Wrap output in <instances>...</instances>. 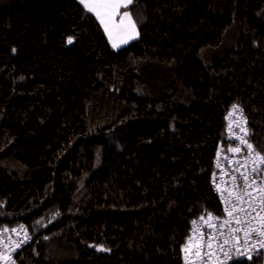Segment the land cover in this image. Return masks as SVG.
<instances>
[{
    "label": "trees",
    "instance_id": "1",
    "mask_svg": "<svg viewBox=\"0 0 264 264\" xmlns=\"http://www.w3.org/2000/svg\"><path fill=\"white\" fill-rule=\"evenodd\" d=\"M125 10L139 33L113 48L79 0H0V226L28 228L20 264H184L192 220L219 212L233 104L264 154V0Z\"/></svg>",
    "mask_w": 264,
    "mask_h": 264
},
{
    "label": "snow or ice",
    "instance_id": "2",
    "mask_svg": "<svg viewBox=\"0 0 264 264\" xmlns=\"http://www.w3.org/2000/svg\"><path fill=\"white\" fill-rule=\"evenodd\" d=\"M133 2L134 0H79V3L84 7L86 12L95 15L96 19L104 28L105 33L108 35L110 42H112L113 48H117L121 44H126L129 40L135 39L136 36H138L136 22L131 12L127 10L123 12L120 11L121 9H128ZM118 16L119 19L117 20ZM72 42V38L69 37L68 43L71 44ZM237 110L242 114V110L239 109V106L233 104L232 109L225 117L226 121H229V132L232 131V124L237 123L231 120V117ZM240 131L244 133L243 136H236L232 133L230 137V139L235 138L239 143L235 147L229 145L227 148V151L231 153H240L242 151L240 145H244L248 150L247 156L244 158V163L240 164L239 161H236L235 163L239 165V167L232 170L234 173H239V176H231V190L227 188L221 190L219 185H217V191L221 193V200L224 203L223 214L221 216H214L213 213L206 211L204 215L199 217V220L203 221L204 226H207L210 231H202V226H198L197 221H192L193 228L191 234L182 247L185 264H198V261L199 264H210L211 257L215 254L211 250L215 247L223 251L225 245L232 243L239 244L240 236L238 234L240 232L244 234L245 245H248L249 240L252 239L253 234H255L260 237V239L256 240V244L259 245L260 249H264V216L261 215V212H264V179L257 185V178L264 177V154L255 151L254 146L245 138L248 135L246 128L241 126ZM220 151H223V149ZM220 151L217 152L218 160ZM225 159H227V157H225ZM249 159H251L253 165L250 172H241V167L247 168ZM228 162L230 164L233 163L231 160ZM217 167H221L219 163H217ZM224 174L227 173H223L222 170V175ZM215 175L216 174L213 173L214 183ZM251 188H255L256 192L259 194L261 204L260 211H256V208L253 207V201L256 200L257 197L253 196L252 192L249 191ZM224 192H227L226 196ZM245 204L248 205L247 208L243 206ZM253 212H255L254 216L252 215ZM55 215H59V213L57 212ZM205 217H207V219H205ZM257 220L259 221V226L253 227V221ZM39 223L40 221H37V224ZM233 224L236 226L233 227ZM19 230L24 231V239L23 241L13 242L15 245L13 251L19 249L24 242L30 239L24 225H20ZM9 231L15 233L18 229H8L7 227L0 229V264H8V261L11 260V254H5L3 250L5 248L4 233ZM221 238H223L222 243H220ZM205 248L209 249V251L204 252ZM98 250L106 251L107 249L99 246ZM237 250L239 251V249ZM257 251H259V249ZM205 256H208L209 259L205 260ZM225 256L230 258L228 252H225ZM248 258L251 259V257ZM220 264H223V262H220Z\"/></svg>",
    "mask_w": 264,
    "mask_h": 264
},
{
    "label": "built area",
    "instance_id": "3",
    "mask_svg": "<svg viewBox=\"0 0 264 264\" xmlns=\"http://www.w3.org/2000/svg\"><path fill=\"white\" fill-rule=\"evenodd\" d=\"M231 109H232V107L229 109V111ZM231 120L236 121L237 123L232 124V131L229 132V130H228L229 121H227L226 136L228 137V140H232L231 146L234 144L233 147H235L239 143V141L236 140L235 138L230 139V137L232 136V133H234L236 136H243L244 133L240 131V127L242 126V127L247 129V125L243 121V119L241 117V113L239 110H237L234 113V115L231 117ZM245 138L251 143V141L248 139L247 136ZM240 147L242 149V151L240 153L228 152L227 151L228 146L227 147L219 146L217 148V151L215 152L213 164H214V173L216 175H215V183L213 182V176H212L211 185H212V190L215 192L216 197L218 199L219 212L213 213L214 216H221L223 214V208H224V203L221 200V193L217 191V185H219L221 190H223L225 188L231 190V187H232L231 176L232 175L239 176V173H234L232 171L234 168L239 167V165H237L235 162L239 161L240 164H243L244 158H245V156H247V153H248L247 148L244 145H240ZM221 149H223V151H220ZM254 149H255V151L259 152L256 148H254ZM218 151H220L219 160L217 158V152ZM225 157H227V159H225ZM229 160L233 161V163L230 164L228 162ZM217 163H219L221 167L218 168ZM252 166L253 165L251 163V159H249L247 168L241 167L240 171L241 172H250ZM222 170H223V173H227V174L222 175ZM262 179H264V177H258L257 178V185H259L261 183ZM249 191L252 192L253 196L257 197V199L253 201V207L256 208V211H260L261 204H260V200H259V194L256 192L255 188H251V189H249ZM224 195L226 196L227 192H224ZM243 206L245 208L248 207L247 204H245ZM204 214L205 213L198 215L192 221H194V220L197 221L198 226H202V231L208 232V231H210V229H208L207 226H204L203 221L199 220V217L201 215H204ZM241 215H243V214H241ZM252 215L254 216L255 212H253ZM261 215L264 216V212H261ZM205 219H207V217H205ZM20 225H24V224L17 222V223L5 224V225L0 226V229H3L4 227H7L8 229H12V228L18 229V231L15 233H13L11 231L4 233L5 248L3 250H4L5 254H11V260L8 261V264H13V262H14V264H20L19 261L17 260V255L31 240L30 232H29L28 228L24 225L28 231L30 239L27 240L26 242H24L19 249H16L15 251H13V249L15 248V245L13 242L23 241V239H24V231L19 230ZM235 226L236 225L233 224V227H235ZM258 226H259V221L258 220L253 221V227H258ZM192 228H193V224L191 222L190 226L188 228V231H187L186 240L189 237V235L191 234ZM197 235H198V233H197ZM238 235L240 236V243L239 244L232 243L229 245H225L223 251H221L219 248H215V247L211 250L215 254H214V256L211 257L210 264H220V262H223V264H231L232 262H234L236 260L243 259L245 257L247 258L248 256L251 257L253 255L258 256L261 264H264V249H260L259 245L256 244V240L260 239V237L253 234V237H252V239L249 240L248 245H245L243 232H240ZM9 237H10V239H9ZM186 240H185V242H186ZM222 242H223V238L220 239V243H222ZM237 249H239V251ZM258 249H259V251H257ZM208 251H209V249H207V248L204 249V252H208ZM225 252L229 253L230 258L225 256ZM182 258L184 260V253L183 252H182ZM204 259L208 260L209 257L205 256ZM198 264H199V261H198Z\"/></svg>",
    "mask_w": 264,
    "mask_h": 264
},
{
    "label": "rangeland",
    "instance_id": "4",
    "mask_svg": "<svg viewBox=\"0 0 264 264\" xmlns=\"http://www.w3.org/2000/svg\"><path fill=\"white\" fill-rule=\"evenodd\" d=\"M121 12H123V11H125V9H121L120 10ZM128 11V10H127ZM119 19V16L117 17V20ZM104 29V28H103ZM136 30H137V32H138V27H137V25H136ZM105 32V31H104ZM139 33V32H138ZM106 34V33H105ZM106 36H107V38H108V35L106 34ZM137 37V36H136ZM108 40H109V38H108ZM132 40V39H131ZM130 41V40H129ZM128 41V42H129ZM109 42H110V40H109ZM110 44L112 45V42H110ZM121 45H123V44H121ZM120 45V46H121ZM118 48V47H117ZM92 246H94L95 248H98L99 246H102L103 247V245L102 244H92ZM184 264H185V262H184Z\"/></svg>",
    "mask_w": 264,
    "mask_h": 264
},
{
    "label": "water",
    "instance_id": "5",
    "mask_svg": "<svg viewBox=\"0 0 264 264\" xmlns=\"http://www.w3.org/2000/svg\"><path fill=\"white\" fill-rule=\"evenodd\" d=\"M248 257H250V256H248ZM248 257H247V258H248Z\"/></svg>",
    "mask_w": 264,
    "mask_h": 264
}]
</instances>
